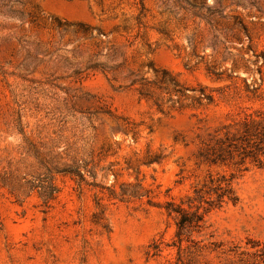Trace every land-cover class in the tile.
I'll list each match as a JSON object with an SVG mask.
<instances>
[{
  "label": "rangeland",
  "instance_id": "rangeland-1",
  "mask_svg": "<svg viewBox=\"0 0 264 264\" xmlns=\"http://www.w3.org/2000/svg\"><path fill=\"white\" fill-rule=\"evenodd\" d=\"M244 78L264 93V0H0V264H176L167 202L223 173L240 202L191 264L264 243V167L197 157L264 107Z\"/></svg>",
  "mask_w": 264,
  "mask_h": 264
},
{
  "label": "trees",
  "instance_id": "trees-1",
  "mask_svg": "<svg viewBox=\"0 0 264 264\" xmlns=\"http://www.w3.org/2000/svg\"><path fill=\"white\" fill-rule=\"evenodd\" d=\"M245 82V96L249 101H263L264 93L259 87H252ZM257 82V81H255ZM204 93V92H203ZM210 103L214 96L204 94ZM39 153V152H38ZM202 164L209 167L247 168L249 165L264 167V107L245 112L243 116L230 123H223L201 141L197 154ZM65 173L80 175L77 170H66ZM82 175V174H81ZM233 174H221L218 177L210 175L209 180L194 189V195L188 200L177 203L168 201L166 208L177 221V232L170 245L177 249L176 264H191L197 253L209 248V244L196 242L195 234H201L208 229V216L228 204L237 205L240 196L234 185ZM58 187L51 181L49 187L40 193L48 201L55 199ZM187 203V204H186ZM203 242V241H202ZM251 248L234 246L229 250L231 264H264V243L251 242ZM154 255L161 252V246H154ZM189 254L188 259L185 258Z\"/></svg>",
  "mask_w": 264,
  "mask_h": 264
}]
</instances>
